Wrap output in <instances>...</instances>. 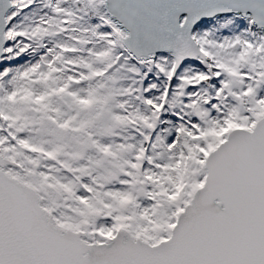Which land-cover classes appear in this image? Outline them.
Returning a JSON list of instances; mask_svg holds the SVG:
<instances>
[{"label":"snow or ice","instance_id":"snow-or-ice-1","mask_svg":"<svg viewBox=\"0 0 264 264\" xmlns=\"http://www.w3.org/2000/svg\"><path fill=\"white\" fill-rule=\"evenodd\" d=\"M0 264H264V0H0Z\"/></svg>","mask_w":264,"mask_h":264}]
</instances>
